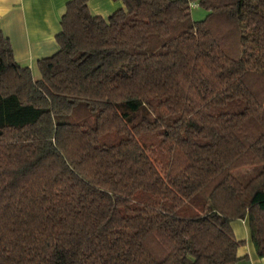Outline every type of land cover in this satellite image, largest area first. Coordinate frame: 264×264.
I'll return each mask as SVG.
<instances>
[{"label": "trees", "instance_id": "obj_1", "mask_svg": "<svg viewBox=\"0 0 264 264\" xmlns=\"http://www.w3.org/2000/svg\"><path fill=\"white\" fill-rule=\"evenodd\" d=\"M88 1L36 72L0 29V264L264 258V0Z\"/></svg>", "mask_w": 264, "mask_h": 264}, {"label": "crops", "instance_id": "obj_2", "mask_svg": "<svg viewBox=\"0 0 264 264\" xmlns=\"http://www.w3.org/2000/svg\"><path fill=\"white\" fill-rule=\"evenodd\" d=\"M69 0H0V29L9 39L13 56L20 65H27L36 72V61L57 51L56 35L60 31V17ZM95 15L106 16L122 6L120 0H89ZM237 238L245 239L238 248L242 257L233 264H264L256 254L249 238L247 221L232 223Z\"/></svg>", "mask_w": 264, "mask_h": 264}, {"label": "rangeland", "instance_id": "obj_3", "mask_svg": "<svg viewBox=\"0 0 264 264\" xmlns=\"http://www.w3.org/2000/svg\"><path fill=\"white\" fill-rule=\"evenodd\" d=\"M205 14H206L205 10L202 7H200L199 5L191 8V16L195 20L202 19L205 16ZM256 169L257 168L255 166H253V167H242V168L235 169L233 172L235 174L245 176L243 174H252L253 172L256 171Z\"/></svg>", "mask_w": 264, "mask_h": 264}, {"label": "built area", "instance_id": "obj_4", "mask_svg": "<svg viewBox=\"0 0 264 264\" xmlns=\"http://www.w3.org/2000/svg\"><path fill=\"white\" fill-rule=\"evenodd\" d=\"M189 3L191 7H196L198 5V3L195 0H190Z\"/></svg>", "mask_w": 264, "mask_h": 264}]
</instances>
